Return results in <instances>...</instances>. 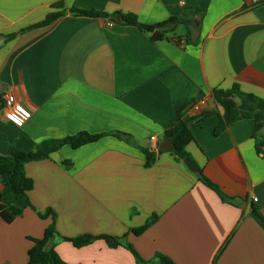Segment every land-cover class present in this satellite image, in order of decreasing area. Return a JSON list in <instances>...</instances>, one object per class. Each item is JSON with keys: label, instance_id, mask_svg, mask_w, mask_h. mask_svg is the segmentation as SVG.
<instances>
[{"label": "crops", "instance_id": "1", "mask_svg": "<svg viewBox=\"0 0 264 264\" xmlns=\"http://www.w3.org/2000/svg\"><path fill=\"white\" fill-rule=\"evenodd\" d=\"M59 1L134 12L148 24L186 8L204 13L189 42L183 24L152 42L135 26L70 13L10 40L0 37L1 154L80 131L109 133L24 164L33 181L30 205L3 197L4 205L23 211L10 223L0 218V264H26L29 237H41L51 222L36 214L46 208L54 210L60 235H125L146 260L161 253L175 264H264V228L251 213L264 220V150L256 151L252 119L236 120L218 135L216 115L190 123L194 140L186 151L225 200L168 150L146 166L140 149L156 150L184 105V117L194 115L188 105L201 99L203 110L221 112L214 88L237 83L264 99V0H0V35L42 20ZM7 92L31 111L21 127L4 116ZM118 131L131 141L111 135ZM153 214L156 221L143 233L130 232ZM51 244L67 264H137L128 249L102 239L75 247L55 237Z\"/></svg>", "mask_w": 264, "mask_h": 264}, {"label": "trees", "instance_id": "2", "mask_svg": "<svg viewBox=\"0 0 264 264\" xmlns=\"http://www.w3.org/2000/svg\"><path fill=\"white\" fill-rule=\"evenodd\" d=\"M51 8L52 10L48 12L42 20L26 26L17 32L4 35L1 34L0 37H2L4 41L10 40L17 34L23 33L30 29L47 26L65 13H70L72 15L89 17H105L111 22L135 26L138 29L148 33L152 42L166 38L167 33L171 32L159 31L156 29V27L168 25L176 21L178 24H183L186 27V41L189 42L191 39L194 40L191 30L198 28L193 25V20H197V18L201 17L204 13L203 10L197 8H186L182 9L177 16L170 17L169 19L159 23L148 24L139 21L137 15L134 12L116 11L108 13L92 8L80 9L75 6L66 7L62 1L52 4ZM113 17L119 18V22H116ZM175 39L178 41L180 38L175 37ZM212 97L214 101L222 108L221 112L215 109L202 110L197 114L184 117L182 114L183 108L185 107L184 105L180 109V116L178 119L164 131V138L171 139L173 148L169 150V152L175 160L182 161L184 157L192 159L186 151V146L194 140L191 132V126L193 123H199L203 121L210 115H216L219 119L213 130L214 135H218L223 129L236 120L243 118L252 119V137L255 140L256 151L260 152L261 146L264 145V99L254 93L243 91L237 83H233L229 88L226 89L214 88L212 90ZM190 121L193 123L190 124ZM108 134L109 133L95 134L87 131H80L63 138L45 139L29 151H22L14 146H11L9 148L8 154L0 153V218L6 223H10L16 217L20 216L23 211L21 207L15 205H4L2 203V199L7 195L15 198H21L26 202V204L30 205L27 193L30 189H32L33 181L26 175L24 171V164L26 162L47 158L51 153L57 151L63 145H70L72 148H77L84 144L94 142L100 137ZM111 135H114L125 141H131V136L124 132H113ZM140 149L145 155V165H151L158 152L155 149L150 150L143 147ZM63 164L67 167L70 165V162L64 160ZM197 168L198 170L196 175L199 181L208 188L215 191L222 200L227 199V196L220 189V187L203 173L202 168L198 166ZM36 214L40 218H46L50 216L51 222L44 229L41 237H29L33 244L27 251L28 258L26 264H67L59 257L54 249V246L51 244L55 237H59L61 240L69 241L75 247H82L92 243L96 239H102L109 247L114 248L117 246H122L128 249L134 256L137 264H175L171 258L161 253H156L154 258L150 260L142 258L134 246L127 242L125 235H93L89 233H83L70 237L62 236L55 228L56 214L53 209L46 208L43 211H36ZM156 219L157 215L153 214L141 226L137 228H131L130 232L135 235H140L147 228H149L156 221ZM256 220L258 219L256 218ZM260 225L264 228V222H260Z\"/></svg>", "mask_w": 264, "mask_h": 264}, {"label": "built area", "instance_id": "3", "mask_svg": "<svg viewBox=\"0 0 264 264\" xmlns=\"http://www.w3.org/2000/svg\"><path fill=\"white\" fill-rule=\"evenodd\" d=\"M110 24L112 23L110 22ZM203 103L204 99L193 101L188 105V108L193 114H197L203 110ZM3 109L5 118L16 127H21L31 116V111L18 101L14 94L9 92L5 93L3 96ZM150 141H156L155 136H151ZM261 148L264 150V145H262ZM254 200H256V198H254Z\"/></svg>", "mask_w": 264, "mask_h": 264}, {"label": "water", "instance_id": "4", "mask_svg": "<svg viewBox=\"0 0 264 264\" xmlns=\"http://www.w3.org/2000/svg\"><path fill=\"white\" fill-rule=\"evenodd\" d=\"M113 19L116 21V22H119V18L117 17H113ZM177 22L174 21L168 25H162V26H158L156 27L157 30L159 31H165V32H168V31H171L175 28ZM193 25H197V22L196 20H193ZM191 123V121L189 122ZM173 148V145L171 144V139L170 138H164L162 139L157 147H156V151L157 152H162V151H169ZM182 162L183 164L191 171V172H197L198 168H197V165L196 163L194 162V160L188 158V157H184L182 159ZM251 213L256 216V218L260 221V222H264V220L258 215V213L255 211V210H252ZM161 262V260H160Z\"/></svg>", "mask_w": 264, "mask_h": 264}]
</instances>
